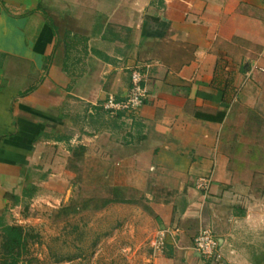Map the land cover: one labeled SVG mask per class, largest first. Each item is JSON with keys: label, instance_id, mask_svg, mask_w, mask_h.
Returning a JSON list of instances; mask_svg holds the SVG:
<instances>
[{"label": "crops", "instance_id": "crops-1", "mask_svg": "<svg viewBox=\"0 0 264 264\" xmlns=\"http://www.w3.org/2000/svg\"><path fill=\"white\" fill-rule=\"evenodd\" d=\"M138 68L143 106L105 111ZM85 158L175 235L153 264H264V0H0V223Z\"/></svg>", "mask_w": 264, "mask_h": 264}, {"label": "rangeland", "instance_id": "rangeland-1", "mask_svg": "<svg viewBox=\"0 0 264 264\" xmlns=\"http://www.w3.org/2000/svg\"><path fill=\"white\" fill-rule=\"evenodd\" d=\"M84 160L59 198L43 194L12 213V226L25 238L18 264H153L160 231L150 199L104 184V168L93 178ZM5 244L0 229V264L7 259Z\"/></svg>", "mask_w": 264, "mask_h": 264}, {"label": "built area", "instance_id": "built-area-1", "mask_svg": "<svg viewBox=\"0 0 264 264\" xmlns=\"http://www.w3.org/2000/svg\"><path fill=\"white\" fill-rule=\"evenodd\" d=\"M147 72L142 68L135 69L131 74V87L127 98L123 101H117L110 96L102 108L110 114L118 112H136L139 110L147 97ZM212 180L208 176H203L197 179L195 187L207 197L211 193ZM172 233L169 230H162L158 233L153 241L154 247L164 252L166 249L167 236ZM219 248V243L213 232L209 229L201 231L194 239V250L204 259L216 258V253Z\"/></svg>", "mask_w": 264, "mask_h": 264}, {"label": "trees", "instance_id": "trees-1", "mask_svg": "<svg viewBox=\"0 0 264 264\" xmlns=\"http://www.w3.org/2000/svg\"><path fill=\"white\" fill-rule=\"evenodd\" d=\"M0 229L4 233V240L6 243L5 252L7 259L5 264H18V258L20 257L19 249L25 242L23 229L19 226H9L2 223H0Z\"/></svg>", "mask_w": 264, "mask_h": 264}]
</instances>
